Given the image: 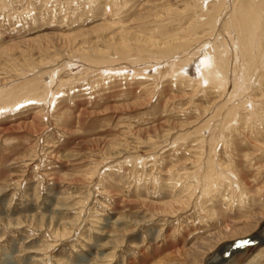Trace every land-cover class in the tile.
Returning a JSON list of instances; mask_svg holds the SVG:
<instances>
[{"label": "rangeland", "instance_id": "obj_1", "mask_svg": "<svg viewBox=\"0 0 264 264\" xmlns=\"http://www.w3.org/2000/svg\"><path fill=\"white\" fill-rule=\"evenodd\" d=\"M255 235L264 0H0V264H264L226 258Z\"/></svg>", "mask_w": 264, "mask_h": 264}, {"label": "water", "instance_id": "obj_2", "mask_svg": "<svg viewBox=\"0 0 264 264\" xmlns=\"http://www.w3.org/2000/svg\"><path fill=\"white\" fill-rule=\"evenodd\" d=\"M259 237V235H255L238 242V244L235 246V249L231 253H229L226 258L228 259L232 254H235V252L243 251L246 248V245L264 243V239Z\"/></svg>", "mask_w": 264, "mask_h": 264}, {"label": "bare ground", "instance_id": "obj_3", "mask_svg": "<svg viewBox=\"0 0 264 264\" xmlns=\"http://www.w3.org/2000/svg\"><path fill=\"white\" fill-rule=\"evenodd\" d=\"M240 32H241V31H240ZM243 34H244V33H243ZM248 44H249V43H248ZM255 46H256V45H255ZM255 46H254V47H255ZM251 47H252V46H251ZM256 47H257V46H256ZM256 47H255V48H256ZM252 50H254V49L252 48ZM248 52H249V51H248ZM250 53H252V52H250ZM204 64L206 65L207 63L205 62ZM210 66H212V65L210 64L208 67H210ZM219 76H220V75H219ZM205 78H206V77H205ZM217 78H218V77H217ZM218 79H219V78H218ZM259 238H261V236H260ZM262 239H263V238H262ZM240 241H242V240H240ZM240 241L235 242V244H233V245L236 246V245L238 244V242H240ZM227 251H229V250H227ZM232 255H233V254H232ZM232 255H231V256H232ZM231 256H230V257H231ZM230 257H229V258H230ZM229 258H228V259H229Z\"/></svg>", "mask_w": 264, "mask_h": 264}]
</instances>
